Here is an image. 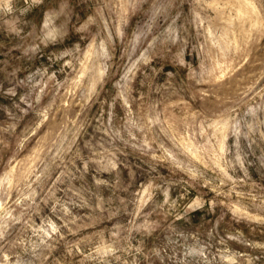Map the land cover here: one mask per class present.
<instances>
[{"label": "rangeland", "instance_id": "374dc122", "mask_svg": "<svg viewBox=\"0 0 264 264\" xmlns=\"http://www.w3.org/2000/svg\"><path fill=\"white\" fill-rule=\"evenodd\" d=\"M0 264H264V0H0Z\"/></svg>", "mask_w": 264, "mask_h": 264}, {"label": "bare ground", "instance_id": "6f19581e", "mask_svg": "<svg viewBox=\"0 0 264 264\" xmlns=\"http://www.w3.org/2000/svg\"><path fill=\"white\" fill-rule=\"evenodd\" d=\"M244 2V1H243ZM243 2H242V4H243ZM248 6V5H247ZM246 7V6H245ZM250 7H252V6H250ZM253 9V8H252ZM249 11V10H248ZM251 12H252V10H251Z\"/></svg>", "mask_w": 264, "mask_h": 264}]
</instances>
